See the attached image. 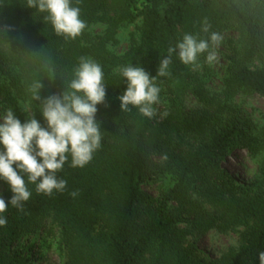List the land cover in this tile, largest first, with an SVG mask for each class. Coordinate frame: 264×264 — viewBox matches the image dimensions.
<instances>
[{
  "label": "trees",
  "instance_id": "trees-1",
  "mask_svg": "<svg viewBox=\"0 0 264 264\" xmlns=\"http://www.w3.org/2000/svg\"><path fill=\"white\" fill-rule=\"evenodd\" d=\"M138 2L140 44L122 56H106L118 28L135 21ZM73 5L80 7L87 27L67 41L25 0H0V110L12 108L24 123L25 103L46 127L41 101L33 96L41 97L50 81L52 94L62 93L81 56L101 65L106 83L95 117L100 149L83 168L71 167L69 155L57 173L67 181L64 192L48 196L28 184L31 196L23 210L9 204L0 214L7 219L0 226V264L40 259L32 237L53 232L66 253L64 264H200L188 238L212 230L226 234L239 225L245 227L242 246L209 264H259L264 160L262 185L255 192L238 184L223 164L236 148L257 146L250 123L235 115L231 101L240 95L264 99V0H73ZM205 20L208 33L201 30ZM96 24L105 31L91 42L87 31ZM211 32L234 35L228 40L232 63L219 93L210 94L206 86V53L195 69L173 54L170 75L155 80L160 88L156 116L149 119L131 106L130 112L120 110L118 97L127 87L120 68L140 66L155 77L170 46L185 34L208 39ZM165 174L174 184L153 206L142 185ZM73 191L78 195L71 196ZM12 195L6 182L0 198L8 203Z\"/></svg>",
  "mask_w": 264,
  "mask_h": 264
},
{
  "label": "clouds",
  "instance_id": "clouds-1",
  "mask_svg": "<svg viewBox=\"0 0 264 264\" xmlns=\"http://www.w3.org/2000/svg\"><path fill=\"white\" fill-rule=\"evenodd\" d=\"M79 4V0H76ZM29 8L43 14V20L50 23L55 34L65 40H76L87 27L81 19V9L73 5V0H25ZM210 25L202 22L201 30L208 33ZM222 42L219 33L211 32L208 39H198L196 35L185 34L182 41L168 48V55L159 63L157 74L150 77L140 66L128 65L119 69L126 79V90L118 97L120 110L130 112L137 108L149 119L156 116L153 107L159 102L160 88L156 85L157 76L170 75V65L175 54L184 65L199 68V57L206 53L208 65L218 59L217 50ZM104 72L99 63L90 57H79L73 78L60 94H52L41 99L39 93L33 100H40L39 112L46 121L41 126L34 118L31 108L23 110L27 114L24 123L15 116L12 108L0 113V179L7 182L12 192L8 203L0 198V214L7 211L9 204L23 210L31 192L27 185L35 184L37 193L51 196L62 193L67 181L58 179L57 173L71 156V167H85L93 154L101 147V130L96 120L97 105L105 101L106 87ZM36 89L42 84L37 83ZM107 107V105H105ZM131 106V108H130ZM15 165V167H13ZM26 178V179H25ZM75 197L78 191L70 193ZM6 217L0 215V226H5ZM259 264H264V252L259 253Z\"/></svg>",
  "mask_w": 264,
  "mask_h": 264
},
{
  "label": "rangeland",
  "instance_id": "rangeland-1",
  "mask_svg": "<svg viewBox=\"0 0 264 264\" xmlns=\"http://www.w3.org/2000/svg\"><path fill=\"white\" fill-rule=\"evenodd\" d=\"M135 12L136 19L133 23H125L121 25L115 36V41L106 46V56L117 57L124 55L130 48L140 44V28L141 17L137 14L141 9L138 2ZM105 27L101 24L91 26L88 31V37L91 42L98 36L104 34ZM229 39H234L232 33L222 36V42L217 50L218 59L208 65L209 77L206 78V86L210 94H217L222 88V81L227 76L228 68L231 65V48L228 44ZM256 66V64L254 65ZM52 95V84L45 88L41 99ZM232 109L236 116H240L248 121L251 125L252 137L257 140V146H253V150L244 148H236L225 160L223 167L233 176L234 180L255 192L262 185V176L260 173L264 160V99L252 95H240L231 101ZM188 107H193L192 100L187 101ZM23 110L29 108L22 103ZM4 110H0L2 113ZM27 115V114H26ZM226 117V116H225ZM186 143H191V139H185ZM0 145V151H3ZM15 167V165H13ZM5 181L0 179V192L3 191ZM174 184V178L171 175H158L157 177L146 181L142 185V189L148 193L153 206H156L161 196L166 193ZM245 227L237 226L226 234L218 233L215 230L201 235H193L188 238V242L194 244L197 249V260L200 264H209L211 261L218 259L223 253L229 249L238 250L243 242L241 233ZM39 249L41 258L32 261L31 264H64L66 261V253L62 250L59 242L58 233L53 232L50 235L45 233L37 234L32 237Z\"/></svg>",
  "mask_w": 264,
  "mask_h": 264
}]
</instances>
